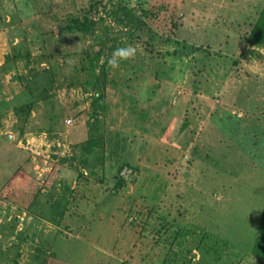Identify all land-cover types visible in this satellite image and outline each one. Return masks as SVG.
Here are the masks:
<instances>
[{"label":"rangeland","instance_id":"obj_1","mask_svg":"<svg viewBox=\"0 0 264 264\" xmlns=\"http://www.w3.org/2000/svg\"><path fill=\"white\" fill-rule=\"evenodd\" d=\"M263 8L0 0V264H264Z\"/></svg>","mask_w":264,"mask_h":264},{"label":"trees","instance_id":"obj_2","mask_svg":"<svg viewBox=\"0 0 264 264\" xmlns=\"http://www.w3.org/2000/svg\"><path fill=\"white\" fill-rule=\"evenodd\" d=\"M143 15L146 18H154L157 16V12L143 11ZM94 27L95 22L93 20L85 17L82 19L79 17H69L66 18L65 21L58 27L57 34L62 37L72 33H86L93 30ZM251 37L256 40H264V8L260 12ZM52 74L53 73H51V75ZM256 243L258 244V248L256 249L257 253L264 258V212Z\"/></svg>","mask_w":264,"mask_h":264},{"label":"clouds","instance_id":"obj_3","mask_svg":"<svg viewBox=\"0 0 264 264\" xmlns=\"http://www.w3.org/2000/svg\"><path fill=\"white\" fill-rule=\"evenodd\" d=\"M137 46L126 45L116 48L111 56L107 59V65L111 69H116L120 66L121 61L134 59L137 54Z\"/></svg>","mask_w":264,"mask_h":264}]
</instances>
